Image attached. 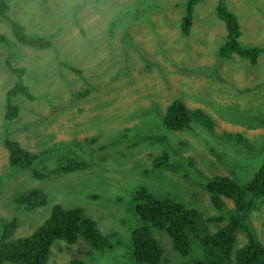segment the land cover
<instances>
[{
	"label": "rangeland",
	"instance_id": "1",
	"mask_svg": "<svg viewBox=\"0 0 264 264\" xmlns=\"http://www.w3.org/2000/svg\"><path fill=\"white\" fill-rule=\"evenodd\" d=\"M187 1L8 0L12 19L51 43L44 50L13 45L15 55L0 48V220L16 218L15 239L31 235L54 205L79 207L110 240L103 252L83 238L73 245L60 241L47 264H69L74 258L135 264L138 187L191 208L203 197L206 212L214 215L210 194L200 184L228 175L244 186L263 165L264 55L256 64L235 54L219 58L226 36L215 12L219 0L195 6L188 35L182 28ZM227 5L239 17L243 46L264 48V0H227ZM0 33L14 39L2 21ZM8 56L23 69L19 83L32 96L15 98L19 114L11 121L4 119L5 94L19 79L6 69ZM175 99L202 111L189 130L171 131L163 124L162 115ZM5 138L33 153L47 150L51 156H41L35 167L49 170V176L39 180L31 169L10 168ZM61 144L64 151L55 153ZM168 149L175 154L169 167L144 174ZM59 163L80 168L63 173L56 170ZM33 187L45 193L47 204L32 210L18 206V196ZM226 204L234 207L232 200ZM250 221L264 245L263 205ZM155 235L165 249L164 262L172 264L180 255L170 237L158 230ZM246 240L241 233L237 246Z\"/></svg>",
	"mask_w": 264,
	"mask_h": 264
},
{
	"label": "trees",
	"instance_id": "2",
	"mask_svg": "<svg viewBox=\"0 0 264 264\" xmlns=\"http://www.w3.org/2000/svg\"><path fill=\"white\" fill-rule=\"evenodd\" d=\"M94 1L96 2L94 5L100 2V0ZM200 1L188 0L186 3V15L182 21V28L186 34H189L193 25L194 8ZM8 10V0H0V19L7 21L14 36L12 39L6 34H0V48H7V55H15L12 50L13 45L39 50H44L50 45L49 37L31 34L26 31L25 26L10 19ZM215 12L224 22L227 31L225 40L218 50V57L226 59L235 54L256 64L259 57L264 55V48L255 45L248 46L249 48L243 46L240 40L242 30L239 19L228 8L227 0H219ZM131 18L136 19L137 16L132 14ZM114 25L115 22L112 21V36ZM124 36L126 38L130 36L127 28H125ZM82 45L77 46L76 49L83 47ZM9 59L11 56L7 57L6 69L13 73L21 72L22 70L10 64ZM69 68L79 73L76 67ZM88 92L89 88L84 90V93ZM20 93L32 98L27 88L19 81L9 88L6 92L5 121H11L18 116L19 107L14 99ZM164 113L162 115L163 124L171 131L189 130L193 116L202 119L200 109L191 110L178 99L173 100ZM3 142L10 153L9 166L11 168L31 169L35 173L34 177L39 180H44L49 176L47 173L49 170H38L35 167L41 156H51L47 154V150L43 151L46 154H38L24 149L14 140L5 138ZM61 146L62 144L57 145L55 153L60 150L64 151ZM174 155L171 149H168V152L155 156L152 169L148 171H158L169 167L168 164L171 163ZM79 165L78 163H69V165L59 163L56 170L66 173L80 168ZM122 175H125V171ZM200 186L203 191L206 190L210 194L209 197L206 192H203L210 198L211 205L216 210L214 215L206 212L203 197L198 207L191 208L185 202L159 197L144 186L136 189L134 208L138 226L132 233L134 247L132 255L135 264H169L164 262L166 260L165 249L156 238L157 230L170 237L174 249L182 256H177L172 264H264V245L258 239L256 230L250 221L252 213L259 210L262 205L264 206V202L260 203V200L264 199V163L252 180L244 186L228 176L220 175L211 177L206 182H202ZM227 199L234 202V207L227 206ZM16 203L20 207L32 210L46 205L47 198L42 190L33 187L18 196ZM209 223H214L215 229H211ZM97 225L95 220L84 215L82 208H64L56 204L48 219L31 235L14 239L13 234L18 228L16 218L1 219L0 264L9 262L10 264H47L53 245L58 241L73 245L79 238L85 239L93 249L103 252L110 245V240L98 229ZM241 233L246 236L247 240L244 245L238 247ZM196 249L199 255L194 257L192 253ZM69 264L86 263L74 258Z\"/></svg>",
	"mask_w": 264,
	"mask_h": 264
},
{
	"label": "clouds",
	"instance_id": "3",
	"mask_svg": "<svg viewBox=\"0 0 264 264\" xmlns=\"http://www.w3.org/2000/svg\"><path fill=\"white\" fill-rule=\"evenodd\" d=\"M202 1V0H201ZM8 16H9V14H8ZM10 17V16H9ZM10 19H11V17H10ZM0 21H2V22H5V23H7V21L6 20H4V19H0ZM7 26H9V24L7 23ZM10 27V26H9ZM226 27V26H225ZM26 28V27H25ZM0 34H5V33H0ZM12 34V33H11ZM7 36H8V33L6 34ZM13 35V34H12ZM242 37V36H241ZM224 40H225V38H224ZM224 40H223V42H224ZM242 43V42H241ZM248 46H250V45H248ZM220 48V47H219ZM219 50V49H218ZM218 52V51H217ZM10 60V59H9ZM13 65V64H12ZM16 69H19V70H22L21 72H18V73H16L17 75H18V81H20L21 80V78H20V74L23 72V69L21 68V67H18V66H15V65H13ZM5 98H6V94H5ZM14 101H15V99H14ZM10 167V166H9ZM11 168V167H10ZM148 173L149 171L148 170H145L144 169V171H143V173ZM144 173V174H145ZM214 176H216V175H213L212 177H214ZM226 176H228V175H226ZM211 178V177H210ZM42 207V206H41ZM38 208V207H37ZM134 213L136 214V212H135V208H134ZM136 216V215H135ZM137 218V217H136ZM209 224H213V223H209ZM42 225V224H41ZM211 226V225H210ZM137 228V227H136ZM133 233V232H132ZM192 237H194V236H192ZM79 239H81V238H79ZM78 239V240H79ZM77 240V241H78ZM60 241H58L57 243H59ZM62 242H64V241H62ZM133 243V242H132ZM55 244V243H54ZM76 244V243H75ZM53 247V246H52ZM134 248V247H133ZM97 252H100V251H97ZM85 262V261H84ZM91 262V261H90ZM86 263V262H85ZM87 264V263H86Z\"/></svg>",
	"mask_w": 264,
	"mask_h": 264
},
{
	"label": "bare ground",
	"instance_id": "4",
	"mask_svg": "<svg viewBox=\"0 0 264 264\" xmlns=\"http://www.w3.org/2000/svg\"><path fill=\"white\" fill-rule=\"evenodd\" d=\"M193 14H194V12H193ZM234 14L237 16V18H239L238 15H237L235 12H234ZM130 20H131V19H130ZM192 28H193V27L191 26L190 30H192ZM226 34H227V31H226ZM187 35H188V34H187ZM244 47L249 48L247 45H245ZM232 56H233V55H232ZM232 56H231V57H232Z\"/></svg>",
	"mask_w": 264,
	"mask_h": 264
}]
</instances>
